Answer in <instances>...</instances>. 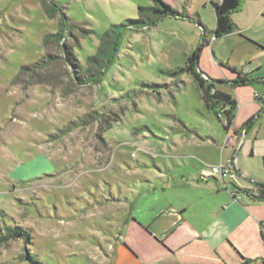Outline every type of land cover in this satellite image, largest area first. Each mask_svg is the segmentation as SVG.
<instances>
[{
	"label": "rangeland",
	"instance_id": "374dc122",
	"mask_svg": "<svg viewBox=\"0 0 264 264\" xmlns=\"http://www.w3.org/2000/svg\"><path fill=\"white\" fill-rule=\"evenodd\" d=\"M162 1L181 15L123 28L106 68L114 36L104 33L154 0H0V235L26 231L0 243V264H111L131 188L157 179L158 167L219 164L227 132L183 68L201 47L213 79L225 81L230 67L264 73V0H241L235 30L217 39L223 0ZM99 72V82L88 79ZM193 130L210 137L197 150L178 135ZM230 149L226 161L261 172L264 111L235 156Z\"/></svg>",
	"mask_w": 264,
	"mask_h": 264
},
{
	"label": "crops",
	"instance_id": "0c3cea01",
	"mask_svg": "<svg viewBox=\"0 0 264 264\" xmlns=\"http://www.w3.org/2000/svg\"><path fill=\"white\" fill-rule=\"evenodd\" d=\"M203 28L207 34L208 27ZM198 66L211 78H219L207 71L214 67L203 66L200 60ZM263 75L257 73L253 82L245 85H231L235 73L224 81L223 88L237 99L238 109L225 142L218 143L223 145L219 163L226 161L228 148L235 156V144L243 142L251 128L243 124L263 111L264 93L256 87V83L264 84ZM178 135L187 139L184 148L192 146L193 150L201 145L198 141L210 138L196 130L191 135ZM239 168L236 182L224 184L214 176H204L205 170L196 163L185 170L180 165L165 171L158 167V176L163 177L145 179L139 188L130 189L129 210L111 243L110 263L264 264V157L261 172L242 164Z\"/></svg>",
	"mask_w": 264,
	"mask_h": 264
},
{
	"label": "trees",
	"instance_id": "16d2710c",
	"mask_svg": "<svg viewBox=\"0 0 264 264\" xmlns=\"http://www.w3.org/2000/svg\"><path fill=\"white\" fill-rule=\"evenodd\" d=\"M154 2H155L154 6L139 7V11L141 13L139 18L128 19L121 24H114L104 33L103 35L104 39H106L105 38L106 36L110 37L112 34L114 36V37L112 36L114 39H113V48H112L111 57L107 59L106 62L102 61V63H104L103 67L106 66L107 68L115 60V55L118 54V51H119L120 40L123 35V28L126 29V28H132V27L151 26V25L156 24L157 21L161 20L164 17L181 15L178 11L174 10L171 7V5L165 3L162 0H154ZM240 4H241V0H223L219 4H214L216 6L217 25L213 32L214 33L213 35L216 39L224 35H227L229 33H232L235 30L236 25L231 18V13L233 11H236L240 7ZM52 8L53 7H51L50 9H47V12L49 14ZM66 26L67 24H65V22L62 21V27H61L62 29L60 32H58L57 36L59 37L63 36L62 32H63L64 27L66 28ZM50 37H51L50 34L47 35L45 37V40H48ZM256 45L258 46L260 50H264V46L259 45V44H256ZM200 53H201V47L193 51L188 56L187 65L186 67L183 68V70L190 72V74L192 75V77L198 84V87L201 91V95L205 102V105L207 106L209 110L215 113L219 122L223 124L224 130L228 132L234 125V121H235L237 109H238V101L230 91L225 90L223 88L224 80L213 79L210 76H208L206 73H204L202 70H200L198 66L199 59H200ZM67 55H68V58H70L69 57L70 53L68 50H67ZM69 62L71 63L70 59H69ZM221 64L225 65L224 63H221ZM72 65L73 67H77L76 62H74ZM230 69L233 71V73L237 75L236 79L233 81V83L235 84L234 86L245 85L249 82L251 83L253 82L254 78H253V75H251V73H242L241 71H238L235 67H230ZM102 72L97 73V75L88 76V79L93 80L95 82H99L100 79L98 78L101 77L100 74ZM261 102L263 103L262 110L264 111V99H261ZM256 117L257 116H252L251 118H249L243 124V127H248V128L251 127ZM223 118H225V121H223ZM111 121L112 120L107 121V128H110L112 126ZM262 195H264V186L262 187ZM23 233H26V231L20 228L8 227L7 233L0 235V243L8 241L11 237L18 236ZM29 258L31 262L35 264H39L35 258L31 256H29Z\"/></svg>",
	"mask_w": 264,
	"mask_h": 264
},
{
	"label": "built area",
	"instance_id": "2783aa9c",
	"mask_svg": "<svg viewBox=\"0 0 264 264\" xmlns=\"http://www.w3.org/2000/svg\"><path fill=\"white\" fill-rule=\"evenodd\" d=\"M255 97H259L258 93H255ZM264 99V98H262ZM230 138V133H228V140ZM240 172L239 165L236 158H231L228 161H221L219 164L211 166L210 170L204 171V176H215L217 175L224 184L228 180L236 182V176Z\"/></svg>",
	"mask_w": 264,
	"mask_h": 264
}]
</instances>
